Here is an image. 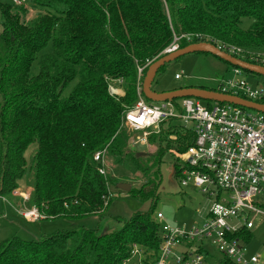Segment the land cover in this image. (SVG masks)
Segmentation results:
<instances>
[{
	"label": "trees",
	"instance_id": "1",
	"mask_svg": "<svg viewBox=\"0 0 264 264\" xmlns=\"http://www.w3.org/2000/svg\"><path fill=\"white\" fill-rule=\"evenodd\" d=\"M29 3L44 12L26 20L25 7L0 0V195L12 196L19 183L28 180L29 205H36L43 219L97 215L99 226L41 232L34 239L6 237L0 240V264H151L161 240L153 207L162 158L170 149L183 152L194 134L167 120L159 133L148 135L152 149L138 150L131 144L121 116L137 99V65L163 55L174 36L181 35L190 38L177 40L179 48L207 41L264 52V0ZM245 18L250 21L247 28L242 27ZM232 55L260 63L246 53ZM216 58L225 69L236 67ZM107 78L122 79L124 95L109 94ZM104 149L105 161L109 157L145 178L128 193L151 200L149 211L114 218L113 225L104 222L112 201L109 185L116 182L100 174L101 162L93 160L94 153ZM171 165L177 177L178 161ZM240 234L245 243L251 240V229L243 228ZM134 246L142 258L132 255ZM218 262L233 264L226 258Z\"/></svg>",
	"mask_w": 264,
	"mask_h": 264
},
{
	"label": "built area",
	"instance_id": "2",
	"mask_svg": "<svg viewBox=\"0 0 264 264\" xmlns=\"http://www.w3.org/2000/svg\"><path fill=\"white\" fill-rule=\"evenodd\" d=\"M14 6L32 5L29 0H8ZM29 12V11H28ZM174 36L163 53L178 48ZM199 37V35H196ZM187 39L189 35L185 36ZM229 54L246 53L249 59L264 66V52L244 50L235 45H216ZM154 59L137 65L136 95L134 103L121 116V127L130 137L132 145L148 146L147 137L160 132V124L167 120L177 121L193 132V140L183 152L170 149L176 157L180 171L177 175L184 186L191 185L207 197L216 196L204 218V222L188 228L160 225V244L151 264H203L209 255L207 246L213 247L233 264H258V254H249L240 232L253 227L254 217H264V113L244 109L228 103L210 101L203 104L199 99L184 97L174 101L150 102L142 94V81L146 68ZM231 76L219 81L218 92L236 95L259 102L264 98L263 85H251L243 69L231 68ZM175 79L181 75L176 73ZM108 91L114 97L121 93L122 79H106ZM175 140V135H169ZM105 149L94 153L93 160L100 161V174L105 175ZM217 190V191H216ZM20 197L22 207L17 212L27 221L44 218L36 205L24 204L28 193L12 191ZM3 199V196L0 195ZM156 220L163 221L160 212ZM160 223V222H159ZM142 258L141 250L134 246L132 255Z\"/></svg>",
	"mask_w": 264,
	"mask_h": 264
},
{
	"label": "rangeland",
	"instance_id": "3",
	"mask_svg": "<svg viewBox=\"0 0 264 264\" xmlns=\"http://www.w3.org/2000/svg\"><path fill=\"white\" fill-rule=\"evenodd\" d=\"M28 11L27 17L25 18L26 20L32 19L37 13L44 12L43 10L39 11L33 6H31ZM249 23V19L245 18L242 21V27L247 28ZM176 73L181 75L180 79L174 78ZM231 74V68L225 69V65L216 57L209 54L191 53L169 62L163 69L158 71L151 87L157 92L168 91L189 84L218 89L219 81L223 78L230 77ZM244 76L251 85L254 86L258 83L264 87V76L254 75L253 73L248 72H245ZM119 86L121 87V93H124L123 83L119 84ZM67 91L68 89L65 94H67ZM180 100L181 98H177L175 99V102L179 103ZM30 148L26 153L27 159L32 153V149ZM148 148H142L137 145L138 150L146 151ZM173 160H176V157L171 153H166L162 158V163L160 165L161 175L158 183V198L153 207V217H155L157 212H160L163 215L164 220L159 221L160 223L157 221L159 226L162 224H168L171 226L188 228L191 225L204 222L207 210L211 204L215 202L216 196L209 198L191 185H182L176 176H172L173 170L171 169V164ZM105 170L107 176L116 180L115 184L117 182H128L131 184V188H137L145 181V178L140 174L136 177V175L126 167L121 168L118 165H115L109 157H106ZM115 184L109 185V191L112 194V201L105 211L104 222L106 224L113 225L114 218L128 219L135 212L149 211L152 206L151 200H141L126 191L116 188ZM30 187L28 180H22L19 183V187L15 190L22 194H29ZM2 196L3 199L0 198V240L12 235H18L24 239H34L30 235L31 232H37L39 230L40 232L50 233L58 229L70 230L77 225H82L86 228H95L98 225L97 215L85 217L80 220L48 218L29 223L26 222L15 210V207H22L21 198L11 195ZM17 200H19L20 203L17 204ZM29 204V201H27L24 205L28 208ZM251 218L253 219V227L251 228L252 237L247 243V250L249 251V254H258L260 260L263 261L260 264H263L264 217L260 218L251 216ZM99 228H102V226ZM25 229H27V231H25ZM207 250L209 255L203 264H220L218 261L222 257L221 254L211 246H207Z\"/></svg>",
	"mask_w": 264,
	"mask_h": 264
},
{
	"label": "water",
	"instance_id": "4",
	"mask_svg": "<svg viewBox=\"0 0 264 264\" xmlns=\"http://www.w3.org/2000/svg\"><path fill=\"white\" fill-rule=\"evenodd\" d=\"M209 53L214 55L229 64L239 67L243 70H247L251 73H255L264 76V66L244 61L238 57H235L223 50H220L213 43L207 41H199L190 43L184 47H178L170 52H166L157 59H154L152 63L146 68L143 81H142V94L146 100L152 102L159 101H173L177 98L191 97L203 101H215L219 103H228L235 106H240L242 108L251 109L264 113V103L251 101L240 96L230 95L221 93L214 90L196 88V87H181L177 89H172L168 91L157 92L151 87L152 82L158 72V70L165 64L183 56L191 53ZM174 170L172 171V174ZM116 188L123 191H130L131 184L128 182H118L116 183Z\"/></svg>",
	"mask_w": 264,
	"mask_h": 264
},
{
	"label": "crops",
	"instance_id": "5",
	"mask_svg": "<svg viewBox=\"0 0 264 264\" xmlns=\"http://www.w3.org/2000/svg\"><path fill=\"white\" fill-rule=\"evenodd\" d=\"M30 189V191H31V187L29 188ZM29 191V192H30ZM23 202V201H22ZM18 203H20V201L19 200H17V204ZM23 205V204H22ZM17 207H15V210L17 211ZM18 213V212H17ZM19 214V213H18ZM20 215V214H19ZM21 216V215H20ZM22 217V216H21ZM24 219V218H23ZM11 220H13V219H11ZM25 220V219H24ZM26 222H29V223H31V222H36V221H27V220H25ZM11 223V222H10ZM12 224V223H11ZM25 231H27V229H25ZM41 232H40V230L39 231H37V232H31V236L34 238L36 235H39ZM31 239V238H30Z\"/></svg>",
	"mask_w": 264,
	"mask_h": 264
},
{
	"label": "flooded vegetation",
	"instance_id": "6",
	"mask_svg": "<svg viewBox=\"0 0 264 264\" xmlns=\"http://www.w3.org/2000/svg\"><path fill=\"white\" fill-rule=\"evenodd\" d=\"M261 262H263V261L259 260V263L258 264H260Z\"/></svg>",
	"mask_w": 264,
	"mask_h": 264
}]
</instances>
